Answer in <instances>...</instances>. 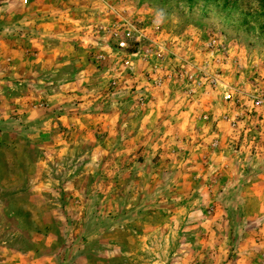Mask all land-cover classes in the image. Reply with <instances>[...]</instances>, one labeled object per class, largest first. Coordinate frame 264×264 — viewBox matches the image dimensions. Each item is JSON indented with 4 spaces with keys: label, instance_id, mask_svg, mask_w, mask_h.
I'll use <instances>...</instances> for the list:
<instances>
[{
    "label": "rangeland",
    "instance_id": "rangeland-1",
    "mask_svg": "<svg viewBox=\"0 0 264 264\" xmlns=\"http://www.w3.org/2000/svg\"><path fill=\"white\" fill-rule=\"evenodd\" d=\"M0 264H264V0H0Z\"/></svg>",
    "mask_w": 264,
    "mask_h": 264
},
{
    "label": "built area",
    "instance_id": "built-area-1",
    "mask_svg": "<svg viewBox=\"0 0 264 264\" xmlns=\"http://www.w3.org/2000/svg\"><path fill=\"white\" fill-rule=\"evenodd\" d=\"M25 2H27V0H24ZM227 98H230V96H227Z\"/></svg>",
    "mask_w": 264,
    "mask_h": 264
}]
</instances>
